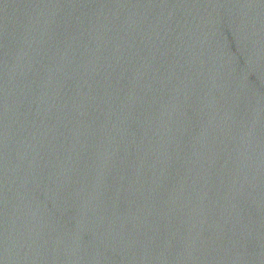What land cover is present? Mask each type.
Returning a JSON list of instances; mask_svg holds the SVG:
<instances>
[{
	"label": "water",
	"instance_id": "1",
	"mask_svg": "<svg viewBox=\"0 0 264 264\" xmlns=\"http://www.w3.org/2000/svg\"><path fill=\"white\" fill-rule=\"evenodd\" d=\"M0 264H264V74L211 0H0Z\"/></svg>",
	"mask_w": 264,
	"mask_h": 264
}]
</instances>
